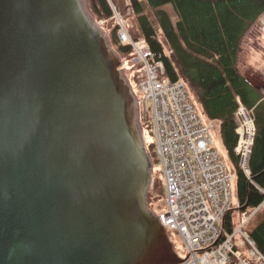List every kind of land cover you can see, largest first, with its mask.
I'll list each match as a JSON object with an SVG mask.
<instances>
[{"label": "water", "instance_id": "95a60500", "mask_svg": "<svg viewBox=\"0 0 264 264\" xmlns=\"http://www.w3.org/2000/svg\"><path fill=\"white\" fill-rule=\"evenodd\" d=\"M107 35L83 0H0V264L181 263Z\"/></svg>", "mask_w": 264, "mask_h": 264}, {"label": "trees", "instance_id": "16d2710c", "mask_svg": "<svg viewBox=\"0 0 264 264\" xmlns=\"http://www.w3.org/2000/svg\"><path fill=\"white\" fill-rule=\"evenodd\" d=\"M87 1L95 19L105 22L111 42L125 59L126 66L134 71L133 89L141 67L134 63L131 47L120 43L113 7L130 23L132 39L148 41L157 58L164 62L166 75L174 82L186 84L207 123H219L225 147L236 167L240 211L259 207L264 202V195L257 189L264 190V87L254 85L240 72L239 58L244 39L264 16V0H145L157 9L172 4L178 14L176 28L169 14L159 10L161 34L146 15L142 0ZM166 48L171 54L166 53ZM240 102L253 111L257 128L249 164L251 180L241 170L235 155L238 141L235 112ZM147 128L144 126V132ZM148 153L154 168H158L148 193V209L158 217L162 211L155 212L163 208L166 188L153 146H148ZM231 220L230 212L226 218L229 232ZM250 235L264 254V221Z\"/></svg>", "mask_w": 264, "mask_h": 264}, {"label": "built area", "instance_id": "2783aa9c", "mask_svg": "<svg viewBox=\"0 0 264 264\" xmlns=\"http://www.w3.org/2000/svg\"><path fill=\"white\" fill-rule=\"evenodd\" d=\"M120 39L141 67L136 73L140 113L155 129L153 146L167 191L159 218L167 233L177 232L183 240L180 264H264V254L246 231L255 213H242L240 227L227 233L226 218L233 209L231 181L237 177L229 174L215 150L213 123H203L185 83L166 75L164 62L146 39H132L125 28ZM235 122V155L251 180L253 111L240 103Z\"/></svg>", "mask_w": 264, "mask_h": 264}, {"label": "rangeland", "instance_id": "374dc122", "mask_svg": "<svg viewBox=\"0 0 264 264\" xmlns=\"http://www.w3.org/2000/svg\"><path fill=\"white\" fill-rule=\"evenodd\" d=\"M83 2L85 4L87 10L89 11L90 15L92 16L93 20L96 22V24L102 30H104L105 32H108V35H107L108 36V42H109L111 48L114 51H116V53H117V55L121 61L122 70L125 73V75L127 76L128 80L130 82V85H131V82L133 84L134 83V79H133L134 71L131 70V68H128L126 66L125 59L118 52V48L112 44L110 32L106 28L105 22L104 21L98 22L90 10L88 1L83 0ZM142 4L144 6L146 15H148L151 18L152 22L156 26L158 33L161 34V32H162L161 27H160V23H159V10H163V11L167 12L169 14L174 26L177 28L179 17H178V14L175 11V8L172 4H167L160 9L151 8L145 0H142ZM113 9L115 12L116 22L119 26L118 38H119L121 44L127 45L125 43H122V41L120 39V33L125 28V30L130 35L129 31L131 29V25L127 20L123 19L120 15H118L116 13V10L114 7H113ZM129 15H130V12L128 13V16ZM166 53L171 54L170 50L168 48H166ZM133 54H134V52H133ZM239 69L243 75L244 74L247 75V77L251 81L247 77L246 78L251 83H253L256 86L264 87V84H263V81H264V78H263L264 77V16L252 27V29L248 33L247 37L243 41L242 53H241V56L239 58ZM136 84L138 85L137 82H136ZM137 85L135 86V89H133V90H134V92L137 96V99L139 101L141 95H140V92H139ZM132 88H133V86H132ZM194 104L196 106L198 114L201 117L203 123H207V119L203 115L202 108L196 103V101L194 102ZM140 123H141L142 129H144V126H146V128L148 127L146 129L147 131L144 132V138H145L146 146L147 147L153 146V144L155 143V139H156L154 127L148 126V124L143 121L141 113H140ZM212 138L214 141L215 150L219 153L222 162L225 164V166L228 169L229 174L231 176H234L236 174V167H235V164H234L232 158L230 157L229 153L227 152V149L225 147L224 140H223V135L221 132V127H220L219 123H217V122L214 123V129L212 130ZM154 150H155V147H154ZM157 169L158 168L153 167V176H152L151 186L153 183V177H154ZM160 170H161V168H160ZM161 174H162L163 179H164L163 172H161ZM164 183H165V179H164ZM151 186H150V190H151ZM165 188H166V185H165ZM165 191H166V189H165ZM231 191H232V202H233V209H232V213H231L233 223H231V230L236 231L241 225L242 213L238 209V202H239L238 190H237V181H235V180L231 181ZM166 193H167V191H166ZM163 210H164V208H159L155 213L158 214ZM255 212H256V210L253 212V214ZM263 221H264V208L257 211L256 216H254L251 219V221L249 222V224L246 228V231L250 234ZM228 232H229V230H227V233ZM168 236H169L170 241H172L174 243L175 252L183 259L185 257V253L183 252L184 244H183V240H182L181 236L177 232H174V231L169 232Z\"/></svg>", "mask_w": 264, "mask_h": 264}, {"label": "crops", "instance_id": "0c3cea01", "mask_svg": "<svg viewBox=\"0 0 264 264\" xmlns=\"http://www.w3.org/2000/svg\"><path fill=\"white\" fill-rule=\"evenodd\" d=\"M244 76L245 77H247V75L246 74H244ZM248 78V77H247ZM264 78V77H263ZM249 79V78H248ZM250 80V79H249ZM251 81V80H250ZM263 84H264V81H263ZM234 176H236L237 177V173L234 175ZM235 181H238L237 179L235 180ZM257 189L259 190V192L261 193V194H263L264 195V190L263 189H260L259 187H257ZM262 208H264V202L259 206V207H248V209H247V211H246V213H248V214H253V212L256 210V212H255V216H256V214H257V211L258 210H261ZM231 213H232V210H231ZM231 223H233V221L231 220ZM262 223V222H261ZM260 223V224H261ZM259 224V225H260ZM258 225V226H259ZM257 226V227H258ZM256 227V228H257Z\"/></svg>", "mask_w": 264, "mask_h": 264}, {"label": "flooded vegetation", "instance_id": "af4514ba", "mask_svg": "<svg viewBox=\"0 0 264 264\" xmlns=\"http://www.w3.org/2000/svg\"><path fill=\"white\" fill-rule=\"evenodd\" d=\"M135 105H136V110H137V112H138V114H139V106H138V103H137V100H135ZM139 116V115H138Z\"/></svg>", "mask_w": 264, "mask_h": 264}]
</instances>
